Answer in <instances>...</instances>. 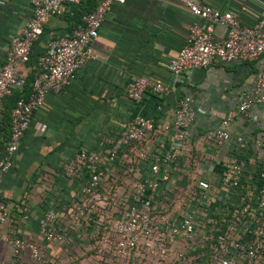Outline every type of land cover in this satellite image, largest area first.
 <instances>
[{"label": "built area", "instance_id": "obj_1", "mask_svg": "<svg viewBox=\"0 0 264 264\" xmlns=\"http://www.w3.org/2000/svg\"><path fill=\"white\" fill-rule=\"evenodd\" d=\"M80 1L30 0V17L9 41L0 65V112L6 98L14 92L17 97L8 135L0 137V183L33 113L92 59L90 45L105 16L123 2L93 0L68 35L49 40L24 93L25 67L43 27ZM175 1L207 25L191 24L183 45L167 60L170 86L213 62L262 59L263 67L218 129L205 135L204 145L193 143L192 100L183 95L168 126L138 115L107 145L77 149L61 167L57 205L37 222V241L22 239L11 227L0 192V228L7 231L2 241L10 250L5 264H264V142L230 135L237 119L264 107V12L247 26L236 14L200 0ZM213 25L222 29L218 38ZM169 84L133 76L125 97L138 103L147 92L162 96ZM27 209L25 200L15 206L20 224L28 221Z\"/></svg>", "mask_w": 264, "mask_h": 264}, {"label": "crops", "instance_id": "obj_2", "mask_svg": "<svg viewBox=\"0 0 264 264\" xmlns=\"http://www.w3.org/2000/svg\"><path fill=\"white\" fill-rule=\"evenodd\" d=\"M200 1L213 10L236 14L240 23L247 26L264 12V0ZM30 14V0H0V65L10 39ZM71 16L66 9L62 15L48 19L30 51L26 82L46 43L69 34ZM191 24L207 25L175 0H123L111 6L91 42L92 59L76 71L63 90L44 98L1 179L0 192L14 224L11 227L18 229L22 239L37 241L41 214L57 205L62 195V165L77 149L107 145L129 119L149 116L168 126L175 101L189 95L195 116L191 126L193 143L197 147L204 145L205 135L218 129L222 117L248 90L263 62H213L170 86L166 62L183 45ZM212 35L220 37L221 27L213 25ZM133 76L169 84V89L162 96L147 92L141 101L133 103L125 97V86ZM6 107L8 110V103ZM2 116L0 113V129L4 130ZM230 135L264 142V107H254L248 118L237 119ZM21 200L28 206V221L20 224L15 206ZM6 232V227L0 228V264H5L10 256L9 247L2 241ZM22 261L26 262V253Z\"/></svg>", "mask_w": 264, "mask_h": 264}, {"label": "trees", "instance_id": "obj_3", "mask_svg": "<svg viewBox=\"0 0 264 264\" xmlns=\"http://www.w3.org/2000/svg\"><path fill=\"white\" fill-rule=\"evenodd\" d=\"M93 5H94L93 0H81L78 5L70 6V7L67 8V12H70V14L72 15L71 17L73 18L72 19V22H71V28H72V26H74L75 24H77L79 22V18L81 16V14L84 13V12H87V11L91 10L92 7H93ZM34 44H33V46H34ZM42 52L40 54H42ZM29 57H30V55H29ZM35 62H36V59L34 61V65H33V68H32V72H31L32 75H31V77L28 79L27 82L24 81V85H23V91H24V93H26L29 90V84H30V82L32 80L33 70L35 68ZM16 97H17V92H14L11 96H9L8 98H6L3 101L2 110H1L2 112H0V113L3 114V116H2L3 118L5 117L3 119V123H1V125H3L5 127V129L4 130L0 129L1 141L2 140H5L6 137H7V135H8L9 113L11 111V108L13 106V102H14V100H15ZM6 103H8V108H9L8 110H7V107H6ZM93 149H95V148H93ZM61 183H63V182H61Z\"/></svg>", "mask_w": 264, "mask_h": 264}]
</instances>
